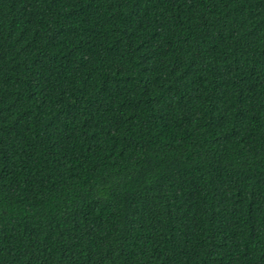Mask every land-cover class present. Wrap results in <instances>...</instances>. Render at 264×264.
I'll return each mask as SVG.
<instances>
[{
  "label": "trees",
  "instance_id": "obj_1",
  "mask_svg": "<svg viewBox=\"0 0 264 264\" xmlns=\"http://www.w3.org/2000/svg\"><path fill=\"white\" fill-rule=\"evenodd\" d=\"M0 264H264V0H0Z\"/></svg>",
  "mask_w": 264,
  "mask_h": 264
}]
</instances>
